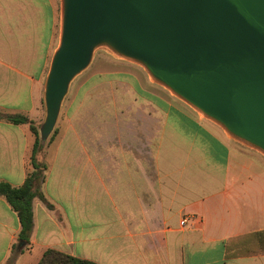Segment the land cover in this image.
Instances as JSON below:
<instances>
[{"label":"crops","instance_id":"obj_1","mask_svg":"<svg viewBox=\"0 0 264 264\" xmlns=\"http://www.w3.org/2000/svg\"><path fill=\"white\" fill-rule=\"evenodd\" d=\"M60 29L52 0H0V113L44 122ZM134 107L100 122L62 109L40 154L53 207L34 200L31 244L14 264L48 249L98 264H264V154L166 103L143 141ZM34 140L30 124L0 119V181L24 183ZM20 227L0 195V264Z\"/></svg>","mask_w":264,"mask_h":264},{"label":"water","instance_id":"obj_2","mask_svg":"<svg viewBox=\"0 0 264 264\" xmlns=\"http://www.w3.org/2000/svg\"><path fill=\"white\" fill-rule=\"evenodd\" d=\"M100 44L264 154V0H63L45 82L46 144L72 80Z\"/></svg>","mask_w":264,"mask_h":264},{"label":"rangeland","instance_id":"obj_3","mask_svg":"<svg viewBox=\"0 0 264 264\" xmlns=\"http://www.w3.org/2000/svg\"><path fill=\"white\" fill-rule=\"evenodd\" d=\"M52 1L57 10L58 24L62 28L63 0ZM162 103L182 108L197 118L199 116L206 126L219 135L225 136L226 133L233 138L222 125L208 119L169 88L157 82L144 65L117 53L107 44L96 47L88 68L72 80L62 101L60 116L63 109L62 118L68 115L78 119L92 118L97 122L115 120L122 116L132 118L136 106L140 108V115L135 114V118H141L142 138L145 136V141L150 133L147 125L155 124V106Z\"/></svg>","mask_w":264,"mask_h":264},{"label":"trees","instance_id":"obj_4","mask_svg":"<svg viewBox=\"0 0 264 264\" xmlns=\"http://www.w3.org/2000/svg\"><path fill=\"white\" fill-rule=\"evenodd\" d=\"M0 119H5L16 124L28 123L34 133L35 140L30 157L31 170L24 183L14 186L9 182L0 181V195L4 196L12 208L17 212L20 221V231L16 242L13 244V254L8 264H14L17 256L30 247L31 236L34 229V200L36 198L46 202L52 208L53 204L48 201L42 185L46 179L47 165L40 159V154L53 138L56 129L50 136L48 142L43 144L40 138L39 125L29 116L20 113H0ZM38 264H98L94 261L75 257L55 249L44 252Z\"/></svg>","mask_w":264,"mask_h":264},{"label":"built area","instance_id":"obj_5","mask_svg":"<svg viewBox=\"0 0 264 264\" xmlns=\"http://www.w3.org/2000/svg\"><path fill=\"white\" fill-rule=\"evenodd\" d=\"M186 222V219H183V223H185Z\"/></svg>","mask_w":264,"mask_h":264}]
</instances>
